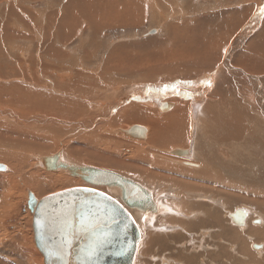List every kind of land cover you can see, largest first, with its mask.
Wrapping results in <instances>:
<instances>
[{
    "label": "bare ground",
    "instance_id": "obj_1",
    "mask_svg": "<svg viewBox=\"0 0 264 264\" xmlns=\"http://www.w3.org/2000/svg\"><path fill=\"white\" fill-rule=\"evenodd\" d=\"M1 1L3 0H0V2ZM63 1L64 0L61 2ZM88 1L90 3V0H76L75 3L78 9L76 11H79L80 16L82 15V17L86 16L92 18L94 16H101L103 13L105 15H110L108 16L109 18L106 17L107 19L115 21L109 23L108 25L110 26H118V21L122 23L125 21L127 23L130 22L131 24H134L131 20V16L121 15L124 5L120 0H106L108 5L104 2L100 3L101 0L96 1V3L99 2L97 4L93 2L92 5L89 3L87 5ZM92 1L93 0H91V2ZM53 2L54 1L48 0L47 3L49 5ZM55 2L59 3V1ZM182 2L183 0H177L176 2H174V0H170V6L174 7ZM118 3L122 5L119 6ZM72 5H74V3H72ZM116 5L118 6L114 7ZM109 6H112V8H109ZM183 6H181V8H179L180 6H176L179 10H175V7V9H171L168 14L159 13L162 14L159 15V21L156 19L154 22L162 21L169 25L166 18L173 19L175 15L174 13H176L175 16L180 15V17H185L184 13L187 11L184 10L185 8ZM261 6L262 9H264V0H262ZM163 7L164 6H162V8ZM210 7H212V5ZM88 10H90L92 15L88 13ZM2 14L3 16L1 19L4 17V13ZM262 14L263 12L260 10L256 14V21L250 23L251 25H247L253 16L251 15L246 24H243L244 26L242 28L240 27V30H238L239 33L237 32L238 34L234 35V37L229 41L227 38L217 41L215 40V37L208 40L193 39L194 45H191L188 48L180 46L178 48L170 49L168 54L165 55L172 56L167 59L170 63L169 72L171 74L180 75L179 79L174 82L172 87L167 89L152 86L147 90L137 91L140 89H135L131 92L128 90L124 91L126 87L123 89L124 92L122 89L117 88L115 90L118 93L112 92V101L107 100V96L105 95L108 94L105 90H103L105 91L104 93H106L104 94L105 100L104 96L101 94L104 102L100 101L101 99L96 96L98 102L94 103L96 105H94L92 110H89L88 113H85L86 108L84 107V102L83 105L81 103V107L77 104H79V101L81 100L85 101L83 93L89 96L93 95L91 89H93L94 83L90 81L96 78L102 79L104 76L95 75L92 76L93 78L89 79V83L87 81L83 82L81 80H85L84 77L82 75H78V73H74L75 71H73L69 61L66 60L70 57L71 53L69 51V53L67 52V47L70 46L69 42L72 40L73 34L76 32L74 29L78 22H73L71 20L65 21L63 19V22L61 21L62 23H59L60 21L57 20L55 11H49L44 19H42L43 17H41V15H38V23L40 26L39 28L35 27L34 29L38 34H40V43L44 41V35L42 32L46 30L45 38L46 40H50L51 44L49 47H43L50 49L51 56H53L51 58L54 59L55 62H62L60 73L57 74V78L62 80H73L72 83L70 81L72 86L68 85L66 89H64L66 92L61 95L70 100L72 105H70L71 107L65 105L62 107V100L53 98L43 99L42 96L44 97V95H41L42 91H38L32 97H29L31 100L28 101L29 98L24 99L22 95L25 93L31 96L35 92V89H26L25 86H15L17 90L8 92L6 95H3L4 91L0 92V103L2 104V106H0V119L2 121L0 122V261L7 263L16 261L18 264H46L45 256L36 244L34 217L40 203L49 196L74 189H87L105 194L119 202L122 201V195L119 189L100 186L94 187L86 183L80 177L75 176L71 171V168H90L96 171L116 173L127 180L139 184L152 195L155 209L151 212L146 209L139 212L137 210H131L127 207L136 221L141 235L139 247L133 264H153L154 261H157L158 264H189L192 260H195L198 264H233L231 262V260H233L232 258L227 261L228 258L226 257L228 255H226V253L230 254V256L235 255L236 257H240L241 259L239 258L237 261H242L241 264H264V192H262V190L260 192L257 190L253 191L254 189L252 190L251 188L247 189L245 187L238 186L241 189H247L246 194L253 193L252 195L250 194L252 198L248 197L249 195L246 196L245 203L236 208H231V210H227L228 206L224 201L225 199H227V202L233 201L232 199L234 194L232 195L231 191H233L237 185H231L232 182L230 183L231 180L229 178H232L235 174L244 177L245 180H247V182H245L246 185L252 184V186H254L255 184V186L264 187V126L259 124V121L264 123V76H262L263 79H261L258 74H248V72L243 69L234 67L231 68L227 63L228 60L225 59L226 57H230V47H233L232 44H234V39L241 37V31L244 30V33H242L245 34L246 32L247 34L248 29L246 27L255 25L256 23H258L257 26H252L253 30H256L259 27ZM68 15L70 16L71 14ZM72 16L73 15H71V17ZM19 17H21V19L23 18L21 15ZM5 18L8 22H10V16ZM60 18L58 15V19ZM66 18L67 17L65 16V19ZM21 19H19V22H22ZM58 23L60 27L57 26ZM41 24L46 29H43ZM86 26H89L87 28L91 27V29L95 28L92 27L94 25L91 24ZM157 26L158 33H161L162 26ZM1 32L2 31L0 30V33ZM19 46L22 47V45ZM257 48L254 50H257ZM78 50H75V52H77L79 56L82 55L90 57L88 52L86 53L84 50L78 52ZM43 51H45V49ZM116 55H118L117 52L113 53L111 59ZM259 55L260 53L254 56L253 54L249 57L246 56L247 58L244 59V62H242L243 64H246V70L252 72L256 69L260 70V67H264V52L263 55ZM41 56L42 55H39V62L42 58ZM122 56L123 58L125 57L121 54L120 57ZM83 61L84 60H82V62ZM170 69L172 71H170ZM41 70L42 68L39 64L37 72L40 74ZM230 70L237 71L239 74L245 75L246 77L249 76L248 78L253 81L259 91H257L256 94H254L255 92L248 93L244 87L241 86L240 82H229L228 77ZM16 74L17 73H15V75ZM195 74L196 76H194ZM42 75V78L48 80L50 83L49 87L52 89L51 92L56 91V94L58 95V90L62 88L63 84H61L59 80L58 83L54 82V80L52 82V79L48 75H45L43 71ZM51 75H53V73H51ZM99 75L105 74L101 73ZM25 78L28 80L29 77L27 78L26 76ZM107 80L109 81V79ZM19 82L21 84L22 81ZM90 83L93 84L91 85ZM160 83L168 85L171 82H168L167 80L165 83L159 82L158 84ZM227 83H232V85L229 84L228 86ZM102 84L106 85L107 81H103ZM102 84L99 85V88H114L112 84H108L106 87ZM82 87H85L84 92L81 90ZM132 92H140L139 95L141 96V100L144 104L130 102L136 97ZM210 93H215L214 95L216 98L212 97ZM55 95L51 94V96ZM208 95H210V97H208ZM211 97L213 99H211ZM119 99H122V101H118V103L114 104V101ZM20 100L23 101L20 102ZM15 101L17 103H15ZM100 102H102L101 105ZM6 106H9L10 108H6ZM115 106H121V111L118 112V117L112 119L111 121L109 118H111L114 115V111L118 109ZM150 106L157 107H154L152 110L150 109ZM124 108L126 109L123 110ZM144 110H146L145 112L151 114V117L153 118L152 121L156 122V129L160 130L165 128L166 130L161 136L159 135L161 137L160 138L156 134V129L155 132L150 135L147 134V126L143 124L132 126H140L145 129V139L134 140L142 141L138 144L140 145L139 149L148 153L143 154L142 151H139L140 155L132 157L131 162H134L137 165L135 167L132 166L131 168L122 163L118 164L117 167H114L111 166V162L106 160H101L97 165L94 160L95 156L90 157L81 155L79 154V149L78 151H73V153L69 146H67L68 142H62V147L59 146V148L51 154L45 152L39 156H29L32 152L38 153L42 150V146L40 145L42 134L40 133V135L35 133L38 128L42 129L40 128L42 122L44 123V126L41 127L46 129L47 132H53L57 129L62 134V138H65L67 135H73L80 131L91 133L92 126L89 123L96 124L95 122L100 120L101 121L98 124L104 125L105 129L108 127L110 128V126L113 127L114 122L118 125L120 120L119 118L122 117L123 119L125 117L135 119L136 121L142 120L146 118V114L143 112ZM139 112H143L145 116L135 115V113ZM34 114H38L39 117L37 118ZM44 115L45 117H43ZM11 122L14 123V125H12ZM29 127H31V129L35 132L30 131ZM100 129L102 130L103 127ZM120 132L123 133L125 131L124 129H121ZM2 136H7L9 140H1ZM146 139H149V141L144 143L146 142ZM211 140H214L215 143ZM63 141H65V139H63ZM236 141L239 143H236ZM242 141L246 142V144L242 143ZM185 142L188 148H182L186 147L184 144ZM169 143H171L173 149L169 148L170 150L167 151L172 155H176L177 159H179V161L184 163L183 165L186 166L183 167V170L186 171L187 174V176H185V181L187 183L184 181V184L188 185V188H183L181 183L182 180L177 179V177L172 175L171 172L167 173L165 169H168V167H165L163 159H160L162 155L157 156L162 154V152H164L163 154L166 153L164 149L166 147L168 148ZM241 143L244 144V151L243 148H241ZM189 145L192 146L190 147ZM64 146H66L65 150H63ZM146 146L150 148L146 149ZM5 147H8V149L5 150ZM230 149H232V152L228 155ZM210 150L211 153L214 152V154L208 156ZM177 151L181 154H176L175 152ZM238 152L242 154H238ZM149 153L152 157L149 156ZM131 154L133 156L135 152L131 150ZM168 155L170 154L168 153ZM29 157L32 159L27 160L30 159ZM96 157L98 156L96 155ZM173 159L175 158L172 157V160ZM177 159H175L176 162L178 161ZM194 159L198 162H195ZM31 162L34 163L31 165ZM105 162L109 164H106ZM4 163L7 164L8 168L4 165ZM247 166L251 169L249 172L245 169ZM172 168L177 169L171 167V170H173ZM205 168H207L208 171H206ZM223 170L226 175L222 172ZM37 172H41L38 173L40 175H37ZM182 173L184 172L182 171ZM245 175H250L252 177L248 176V179H246ZM71 176L79 178L82 182L76 181V179ZM17 181H19L21 187H25V192H20V194L22 198L26 199L25 202L27 203L29 213L31 214V243L27 242V239H25L26 235L24 232L27 228L25 229L24 227L23 228L25 230L23 231H20L22 228H18V235H16L14 239L15 241L13 240L14 242L3 243L4 239H2L7 236V227L4 225L5 217L8 215L7 213L10 209H16L17 205L15 204H19L20 201L18 200L19 191L17 188ZM54 186H56V188ZM62 186L66 187L62 188ZM53 189L57 190L52 191ZM183 192L186 194L184 197L181 196V194H184ZM201 192H206L207 194L212 195L220 194L223 195L224 198H221L220 200H213L209 197L210 195L204 196L203 194H200ZM31 196H33L35 200V206L33 205L32 208L31 203L33 201ZM182 198L188 201V203H191L190 200L206 203L208 207H203L205 209L202 210H200V206L196 208H192L193 205L188 207V205H184L188 203H185L183 200L177 202L176 199L180 200ZM239 212L243 214L244 219L242 221L239 220L238 222H235L233 216ZM219 215H221V217ZM221 218L223 220L225 219L226 222L223 223ZM182 220L190 222L201 220L199 223L195 222L199 225L201 231L196 233L198 231L194 222L193 224L188 225L186 223V226H182ZM25 224L28 223L26 222ZM207 226H209V228H207ZM177 230L185 233V237L188 236V240H178L181 238V234H179L180 231L177 232ZM174 233L176 236H179L178 239L169 238L170 234L174 235ZM207 237H215L218 239V243H215V238L213 240L210 239L211 242L215 241L211 246L208 242L204 243ZM247 240H249V242ZM180 242L181 244H178ZM216 244L218 247L215 246ZM153 246H155V248L152 250ZM34 248H36V250ZM173 250L177 251L173 252ZM170 251L173 253H170ZM177 252L178 254H176ZM139 259L142 260L139 261Z\"/></svg>",
    "mask_w": 264,
    "mask_h": 264
},
{
    "label": "rangeland",
    "instance_id": "obj_2",
    "mask_svg": "<svg viewBox=\"0 0 264 264\" xmlns=\"http://www.w3.org/2000/svg\"><path fill=\"white\" fill-rule=\"evenodd\" d=\"M55 1H59V3H60V4L56 3L57 5L54 4V6H53V8H56V9L58 8L57 11L55 9V13L57 15V20L60 21L58 19V15H59V18L61 17L60 19H63L67 6H62L63 5V2H61L62 0H55ZM96 1H98V0H95V1L93 0L92 2L90 1V3L88 1L87 5H88V3L90 5H92L93 2L96 3ZM176 1L174 0V2H176ZM47 2H48V0H18V1L17 0H12V1L11 0H6V1L3 0V1L0 2V15H1L0 16V30L2 31L0 33V89H1L0 92L4 91L5 94L3 93V95H6V94H8V92H12V91L17 90V88L15 86H25L26 89H30V90H34L35 89V92L31 96H29L28 94L24 93L22 95L24 99L32 97L38 91H42L43 94L41 93V95H44V97L42 96L43 99H51V98L59 99V100H62L61 102H63L62 107H64V105L71 107L70 106V105H72L71 101L68 100L67 98L61 96V95H62V93L66 92L64 89H66V87L68 85L72 86L71 83L73 82V80L72 79L71 80L70 79L62 80V79H58L57 78V74L60 73V68L62 66V62H58V63L55 62L54 59L51 58L53 56H51L50 49H46V48L43 47V46L49 47L50 44H51V41L50 40H46V38H45L46 37V30L42 32L43 35H44V41H42L40 43V34H38L37 31L34 29L35 28L34 25H36L38 28L40 26V24L38 23L39 22L38 15H41V17H43L42 19H44L46 17V12H49V11L44 10L45 9L44 3H47ZM66 2L67 1H65V3ZM102 2L106 3V0H101L100 3H102ZM130 2H136L137 8H139L142 11H147L148 12L147 19H145L143 21H136V23L133 26L128 27L129 29L105 30V31H102L101 33H98V35H96L94 37L89 35L88 39H87V36H86L87 32H85V34L82 35V38H81L80 41H79L78 37H75L73 40H71L69 42L70 46L67 47L68 48L67 52L69 51L71 53H70V57L67 58L66 60L69 61L70 66H72L73 71H75L74 73H78V75H82L84 77L85 80H81V81H83V82L87 81L89 83V81H90L89 79L93 78L92 76H95V75L96 76H104L102 79H97L96 78V79H92L90 81V82L94 83V84L90 83L91 85L93 84V86H94L93 89H91L93 95L89 96V95L83 93L85 101L81 100V101H79V104H77L78 106H80L81 103L83 105V102H84V107L86 108L85 113L86 112L88 113L89 110H92L94 105H96L94 103L98 102L97 98H100L101 100L100 99L99 100L104 102L105 96H107L106 97L107 100L112 101V99H113L112 89L113 88H111V87H110L111 89L110 88H107V89L106 88L105 89L104 88H99V85L102 84L103 81H107V84L104 87H106L108 84H112L113 87H118V89H122V91L126 87L125 89H127L129 92H131V89L133 87H134V90L135 89H140V90H137V91L147 90L149 87H152V86H154L156 88L157 87H161V88H167L168 89V88L172 87L174 85V82H176L179 79V76H178V78H176L177 76L169 77L171 73H168L167 71H169L170 63H169V61L167 59H169V57H172V56L165 57L166 53L165 52L162 53L160 51H166V50H164L166 48V46H164L163 42L165 41L166 37H170L171 34L175 33L176 30H178L179 26H182L181 27L182 29H181V34L178 37V40L179 39H182V40H181V42L178 41L176 43H179V45H181L182 47H186V48L189 47V45L183 40V39H190L187 36V31L184 29V25L186 26V23H191V22H195L196 23V21H198L197 20V16H196V10L198 9L197 7H200L202 2L204 3V1H202V0H183V2L181 3L182 5L181 4H177L174 7L170 6V4H171L170 0H151V1L150 0H123L122 1V3H130ZM160 2H162V3H160ZM209 2H211V1H209ZM97 3H99V2H97ZM183 3H184V6H183ZM261 4H262V0H252L251 1V8L248 9L246 6H244L243 10L246 11V12H245V14H243L241 12V10H240L241 6L237 7L238 5L236 3H228V7L229 8H231V7L233 8V9H230V11L235 13V14L230 13L228 19L235 20L234 23L236 24V27L232 30V35L229 36L228 39H230L232 36L237 35L239 33L237 31L239 29L238 24H239V21H240V19L242 17H243V19H245L251 13V15H253V16L251 17V20H250L249 24H247V25H251L250 23L256 21L255 20L256 14L262 9ZM47 5H48V3H47ZM50 6L51 5L49 4L48 8ZM162 6H164V7L162 8ZM176 6L177 7L180 6L179 8H181V6H183L185 8L184 10L188 11L185 14V17L181 18V17H179V15L175 16L176 13H174L175 14L174 15V20L170 19V18H166V21L169 22L168 23L169 25H167L166 22H162V21L154 22L157 18L159 19V15H162L164 13H167V14L170 13L169 11L171 9H175ZM177 7H176L175 10H177V9L179 10V8H177ZM183 7H182V9H183ZM204 7H202V8H204ZM207 7H209V6L207 5ZM236 8H238L239 11ZM156 9H157V12H156ZM164 10H166V11H164ZM200 10H201L200 12L203 11L202 9H200ZM50 11H51V9H50ZM88 11L90 12V10H88ZM8 12H9V15H8ZM214 12L215 13L211 17H212V19L215 22L218 23V25H219V23H223L226 20V18H227V15H226L227 9L225 7L223 9H219V10L214 11ZM2 13H4V17L1 19V17L3 16ZM159 13H162V14H159ZM20 15L23 17L22 18L23 20L21 19V17H19ZM186 15H188V16H186ZM8 16H10V18H11L10 22H8L6 20V18H5V17L8 18ZM223 17H225V18H223ZM199 18L201 19V17H199ZM19 19H21L22 22H19ZM204 21L205 20H203L201 22L204 23V24H208L209 23V22H204ZM201 22L198 21L197 24H201ZM217 23H215V24H213L211 26L215 27L214 25H216ZM138 24L140 25L139 26L140 29L138 31L136 30L137 31V38H134L132 36V34H131L134 30H132L131 27H135ZM178 24H180V25H178ZM257 24L258 23H256L255 25H252V26L255 27V26H257ZM157 25L162 26L163 33L161 35H153L154 32L151 31L150 36L151 35L152 36L149 38V40H147L148 38L145 39L144 37L146 35L147 30L150 27H156ZM41 26H42L43 29H46L45 27H43L42 24H41ZM252 26H247L246 27L248 29L247 34H246V32H245V34H243L244 33V30H243V31L240 32L241 37H239L237 39H234L235 40L233 42L234 44H232L233 47L232 48L230 47L231 51H229V56L230 57H228V58L226 57L225 59L228 60L227 63L230 65L231 68L234 67V68L243 69V70L247 71L248 74H255V75L258 74L260 76L259 78L263 79L262 76H264V67H260V70L256 69V70H253L252 72H250V71L246 70V67H245L246 64H243L242 62H244V59L247 58L246 56L249 57V56H251V54H253V56L256 55V54L258 55L259 53H260V55H263V52H264V12H263V14L261 16L259 27L256 29L257 31L253 30ZM242 27H243V24H242ZM120 34L122 36H127L126 38H124V40L121 43H120L121 39H118V35H120ZM242 35H243V37H242ZM109 41H110V43H109ZM146 44H148L150 46H148V47H146L144 49V46ZM19 45H22V47L19 46ZM23 45H25V46H23ZM23 47H26V48H23ZM133 47H135V49H138V48L142 49L143 48L144 50L131 52L130 50H133ZM119 48L121 49V51H120ZM255 48H257V50H254ZM44 49H45V51H43ZM78 49H80V50H78ZM71 50L73 52H75V50H78V52L79 51L81 52V50L82 51L84 50L86 53L87 52L89 53L90 57L82 56V55L79 56L77 52L73 53ZM116 51H117L118 55L114 56L111 59L112 54L115 53ZM121 54H123L125 57L124 58H123V56L120 57ZM133 54H138V55H133ZM39 55H42L41 56L42 58H41L40 62H39ZM129 55H130V58H129ZM127 56H128V58H127ZM76 57H78V58H76ZM162 57H164V58H162ZM147 58H148V60H147ZM123 59H125V60H123ZM17 60H18L19 63L17 62ZM82 60H84L85 63H84V61L82 62ZM78 61H80V62H78ZM121 61H122V64H121ZM129 61H131V62H129ZM144 61H145V63H144ZM96 62H97V64H96ZM230 62H232V63H230ZM77 63H79V64H77ZM126 63H129V64H126ZM130 63H131V65H130ZM39 64L41 65V68H42V70L40 71V74H39V72H37ZM143 64H146V65H143ZM153 68L159 69V70L154 71ZM137 69H139V70H137ZM50 70H52V71H50ZM42 71L45 73V75H48L52 79L51 80L52 82L54 80V82L58 83V80H59V82H61V84H63L62 88L60 90H58V93H59L58 95L56 94V91L55 92H53V91L51 92L52 89H50V87H49L50 83L48 82V80L42 78V76H43L42 75ZM170 71H172V70L170 69ZM55 72H57V73H55ZM15 73H17V74L15 75ZM51 73H53V75H51ZM101 73L105 74V75H99ZM54 74H56V75H54ZM196 74L194 76H196ZM173 75L174 74H172V76ZM26 76H27V78L29 77L28 78L29 82L25 78ZM89 76H91V77H89ZM13 77H15V78H13ZM248 77H246L245 75L239 74L237 71L230 70V74H229L228 78H229V82H234V81L240 82L241 86H243L244 89L248 93H250V92L254 93L255 92L254 94H256V92L259 91V90L255 86L253 81L251 79H249ZM10 78H12V79H10ZM107 79H109V81ZM167 80H168V82H171V83H169L168 85L161 84V83L158 84L159 82L165 83ZM19 81H22L21 84H20ZM70 81H71V83H70ZM75 81H77V80H75ZM96 84H97V86H96ZM144 84H146V85H144ZM229 84L232 85V83H227L228 86H229ZM28 85H30V86H28ZM117 85H121V86H117ZM142 88H145V89H142ZM81 90H82V92H84L85 87H82ZM100 90L102 91V93H101ZM103 90H105L108 95L104 96V94H106V93H104L105 91H103ZM139 93L140 92H136V94H137L136 97L133 98L130 102L144 104V102H142V100H141V96L139 95ZM51 94H53V95L56 94V95L55 96H51ZM101 94L104 96V100L102 99L103 96L101 97ZM214 94L215 93H213L211 95H212V97L216 98ZM96 96H97V98H96ZM58 97H61V98H58ZM208 97H210V95H208ZM212 97H211V99H213ZM64 98H65V100H64ZM122 99L114 101V104L118 103V101L121 102ZM29 100H31V98H29L28 101ZM91 100L92 101L94 100V101L92 102ZM21 101H23V100H20V102ZM85 102H87L88 104L85 103ZM15 103H17V102L15 101ZM0 106H2L1 103H0ZM175 106H176V104H175ZM115 107L118 108V109L115 110L114 111V115L111 118H109V119H111V121H112V119L117 118L118 115H119L118 112L121 111V109H120L121 106L120 107L119 106H115ZM150 107H151L150 109L153 110L154 107H157V106H154V107L150 106ZM6 108H10V107L6 106ZM125 109L126 108H124L123 110H125ZM145 111L146 110H144L143 112L146 114V118H144L142 120L136 121L135 119H129V118H126V117L123 119V117H122V118H119L120 120H119V124L118 125H116V122H114L113 123L114 124L113 127L110 126V128L108 127L106 129L104 128V125L98 124L101 121L100 120V121L95 122L96 124L89 123L92 126L91 133L80 131V132L75 133L73 135H69V136L67 135L65 138L64 137L62 138V134L57 129H55V131H53L54 133L53 132H47L46 129L41 127V126H44L43 125L44 123L41 121L42 125L40 126V128H42V129L38 128L36 130V132L33 131L31 129V127H29V129H30V131H33V132H35L37 134H40V133L42 134L41 142H40V145L42 146V150L40 152H38V153L37 152H32L29 156H32V155L39 156V155L44 154L45 152L51 154L53 151L58 149L59 146L62 147V145H61L62 142H64V143L68 142L67 146H69V148L71 149L72 152L73 151H78V149H79V151H80L79 154H81V155L90 156V157L95 156L94 160H95L97 165L100 163L101 160H106L108 162H111V166H114V167H117L118 164H121V163L125 164V165H127V166H129L131 168H132V166L135 167L137 165H136V163L131 162L132 157H134L135 155H137V156L140 155L139 151L140 152L142 151L143 154L144 153L148 154V153L145 152L144 150H140L139 149L140 145H138V144L140 142H142V141H135L134 138H132V137L130 138V136L126 135L124 132L121 133L120 131H121V129H124V131H127L128 129L132 128L133 125L143 124V125L147 126V128H148L147 134H150V135L153 134V132H155V129H156V126H155L156 122L152 121L153 118L151 117V114H149V113H147ZM143 112L135 113V115L137 114V116H145V114ZM35 116L37 118L39 117L38 114H36ZM148 116H150V117H148ZM43 117H45V115ZM0 122H2L1 119H0ZM117 122H118V120H117ZM74 123H76V122H74ZM11 124L14 125V123H12V122H11ZM259 124H261V126H264V123H262L261 121H259ZM102 127H103L104 131H103V129L102 130L100 129ZM13 128H15V127H13ZM8 130H9V127H8ZM105 130H107L108 132L105 131ZM165 130H166L165 128L164 129H160V130L156 129V134L158 135V137H160L162 135V133L165 132ZM56 135H58V136H56ZM150 135H148V136H150ZM82 136H84V137H82ZM63 139H65V141H63ZM1 140H9V139L7 138V136H2ZM141 140H143V139H141ZM148 141H149V139L148 140L146 139V142H144V143H147ZM211 141L213 143H215L214 140H211ZM238 141H236V143ZM242 143L246 144V142H244V141H242ZM242 143H241V148H243V151H244L245 147H244V144H242ZM184 144H185L186 147H182V148H188L186 142ZM93 145H95V146H93ZM171 146H172L171 143H169L168 144V148L166 147L164 149L165 152H166L165 153L166 155L163 154L164 152H162V154H159L157 156L162 155L160 159H163V162L165 163V167L166 166L168 167V169L167 168L165 169L167 171V173L171 172V174L175 175L177 177V179L182 180L181 183L183 185V188H188V185L184 184L185 176H187V174H186V171L183 170L184 169L183 167H186V166H184L183 165L184 163H181L179 161V159H177L176 155H172L170 152L167 151V150L173 149V146L172 147ZM189 146L191 147L192 145H189ZM174 147H176V146H174ZM65 148H66V146H64L63 150H65ZM148 148H150V147L146 146V149H148ZM7 149H8V147H5V150H7ZM131 150H133L135 152V154L133 156L131 154ZM97 151H98V154H97ZM231 152H232V149H230V151L228 152V155H230ZM168 153L170 155H168ZM211 154H214V152L211 153V150H210V152L208 153V156H211ZM235 154H237V153H235ZM238 154H242V153L238 152ZM96 155L98 157H96ZM149 156H150V153H149ZM169 156H170V158H169ZM150 157H152V156H150ZM172 157H174L178 161L176 162L175 159L172 160ZM31 159L32 158L27 159V160H31ZM194 160H195V162H198L196 159H194ZM33 163L34 162H31V165ZM105 163L109 164L107 162H105ZM4 165L8 168L6 163H4ZM170 166L174 167V168H177V169H173L172 168L173 170H171ZM205 169H206V171H208L207 168H205ZM245 169L248 172L251 170L248 166ZM182 171L184 173H182ZM222 172L226 175L224 170ZM38 173H41V172H37V175H40ZM179 176H180V178H179ZM248 176L252 177L250 175H245L246 179H248L247 178ZM71 177L75 178L76 181L82 182L77 177H74V176H71ZM229 179L231 180L230 183L232 182L231 185H235V186L237 185V186L235 187V189L233 191H231L232 195L234 194V197L232 199L233 201L227 202L226 201L227 199L224 200L225 203L228 206L227 210H231V208L232 209L236 208V207L242 205L243 203H245V197L248 196V195H249L248 197L252 198L251 195L253 193H250L251 195L248 194V193L246 194V190L249 189V188H251L252 190L254 189L253 191L257 190V191L260 192L262 190V192H264V187L263 186L260 187V186L256 185L257 186L256 187L255 184H254V186H252V184L246 185L245 182H247V180H245V178L241 177L240 175H236L235 174V175L232 176V178H229ZM49 180H51V179H49ZM185 183H187V182L185 181ZM17 184H18L17 188H18V191H19L18 192V196H19L18 200H20V201H19V204L18 203L15 204V205H17L16 209H10L11 211L9 210V212L7 213L8 215L5 217L4 225L7 227V236L2 238V239H4L3 243H7V242L8 243H12V242H14L15 241L14 239H15L16 235H18V228L19 229L22 228L20 231H23V230H25L27 228L25 230V232H24V234L26 235L25 239H27L26 240L27 242L31 243V241H30L31 240V235H32V229L30 227L31 226L30 225L31 224L30 223L31 214L29 213V210H28V207H27V203L25 202L26 199L22 198L21 194H20V192L21 193L25 192V187L24 186L21 187L19 181H17ZM238 186L245 187L247 189H241ZM54 187L56 188V186H54ZM64 187H66V186H62V188H64ZM57 189H60V188H57ZM57 189H53L52 191L57 190ZM198 191H202V190H198ZM183 193H184L183 195L181 194L182 197H184L186 195L185 192H183ZM200 194H203L204 196H209L210 195L209 197H211V199H213V200H220L221 198H224L223 195H220V194L212 195V194H207L206 192H201ZM225 198H227V197H225ZM241 198H242V200H241ZM176 200H177V202L183 200L185 203L186 202L188 203V201L184 200V198H182L180 200L179 199H176ZM190 201H191V203L184 204V205H188V207L193 205L192 208H194V207L196 208V207L200 206L199 207L200 210L205 209V208L208 207V205L206 203L197 202V201H194V200H190ZM203 207H205V208H203ZM4 215H6V214H4ZM219 216L221 217V215H219ZM222 218H221V220L223 221V223L226 222V220L225 219L223 220ZM199 219H201V218H199ZM26 222L28 224H25ZM193 222L194 221L190 222V221L182 220V226H186V223L188 225L189 224H193ZM195 222L199 223V222H201V220H198V221H195ZM195 222H194V225H196L197 231H198L196 233H199L201 231L200 227ZM25 225H27V226H25ZM194 225H192V226L195 227ZM207 228H209V226H207ZM179 231L180 230H177V232H179ZM179 234H181L180 235V237H181L180 239H178L179 236H176L175 233H174V235L170 234L169 238H171V239L177 238L180 241H183L184 239L188 240V238H187L188 236L185 237V235H186L185 233L180 231ZM229 234H232V233H229ZM17 238H18V236H17ZM214 238L215 237H207L206 240L204 241V243L208 242L210 246L215 241H216L215 243H218L217 242L218 239H216V238L214 239ZM210 239L211 240L214 239L215 241L211 242ZM247 241L249 242V240H247ZM178 244H181V242L178 243ZM27 246H28V244H27ZM215 246L218 247L217 244ZM154 248H155V246L152 247V250ZM176 248H177V246H176ZM34 249L36 250V248H34ZM177 250H173V252H176ZM173 252L170 251V253H173ZM219 253H220V251H219ZM176 254H178V252ZM226 255H228L226 257V258H228L227 261H229L230 258H232L233 260H231V262L233 264H241L242 263V261H240V260L237 261L240 257H236L235 255L234 256L231 255L232 256L231 257L230 254H228V253H226ZM235 257H236V259H235ZM140 260H142V259H139V261ZM154 263L158 264L157 261H154ZM0 264H18V263L16 261H13L11 263L0 261ZM19 264H21V263H19ZM189 264H198V263L195 260H192V262L189 263Z\"/></svg>",
    "mask_w": 264,
    "mask_h": 264
},
{
    "label": "water",
    "instance_id": "obj_3",
    "mask_svg": "<svg viewBox=\"0 0 264 264\" xmlns=\"http://www.w3.org/2000/svg\"><path fill=\"white\" fill-rule=\"evenodd\" d=\"M124 133L134 139H145V129L140 126ZM71 171L94 187L119 189L122 201L87 189L45 198L35 212L34 228L36 244L46 264H133L141 235L128 208L153 211L151 193L113 172L90 168H71ZM31 199L32 208L35 200L33 196ZM233 219L242 221L244 216L239 212ZM60 249L64 250L62 258L56 255Z\"/></svg>",
    "mask_w": 264,
    "mask_h": 264
},
{
    "label": "crops",
    "instance_id": "obj_4",
    "mask_svg": "<svg viewBox=\"0 0 264 264\" xmlns=\"http://www.w3.org/2000/svg\"><path fill=\"white\" fill-rule=\"evenodd\" d=\"M50 1H54L53 3H51L50 5V7L48 8V6H47V3H44V5H45V9L44 10H46V11H50V9H51V11H55V9L56 8H53V4H56V2H55V0H50ZM65 1H67V0H64L63 1V5L62 6H67L66 7V9H68V10H66L65 11V14H64V17H63V19L65 20V21H67V20H71V21H75V22H78L77 23V25L75 26V29L74 30H76V32L73 34V37H72V40L75 38V37H78V39H79V41L81 40V37H82V35L83 34H85V32H87L86 33V36H87V39H88V36L90 35V36H96V35H98V33H101L103 30L105 31V30H111V29H121V30H123V29H129L128 27H130V26H133L135 23H136V21H143V20H145V19H147V16H148V12L147 11H142V10H140L139 8H137V4H136V2H130V3H122V1L123 0H120L121 1V3L124 5V7H123V11H122V13H121V15L123 14V16L125 15V16H131V20H132V22H134V24H131L130 22L129 23H127V22H125V21H123V20H121V21H123L124 23H122V22H120V21H118V26H110V25H108L109 23H111V22H115V21H113V20H109V19H107L106 17H108V16H110V15H105V14H103L102 13V15L101 16H94V17H92V18H89V17H86L85 15V17H82V15L80 16V14H79V11H76V10H78L77 9V6H76V0H68L66 3H65ZM91 1V0H90ZM202 1H204V3L202 2L201 3V5H200V7H197L198 9L196 10V16H197V18H198V21H203V20H205L204 22H209L208 24H204V23H202L201 22V24H197V22L198 21H196V23L195 22H191V23H186V26L184 25V29L187 31V36H188V38H190V39H183L188 45H189V47L191 46V45H194V42H193V39H195V40H203V39H206V40H208V39H212V38H214L215 37V40H217V41H219V40H221V39H225V38H227V40L229 41L230 39H232L234 36H232L230 39H228V37L229 36H231L232 35V30L236 27V25H235V20H233V19H228L229 18V15H230V13H232V14H235L234 12H232V11H230V9H233L232 7L231 8H229L228 7V3H236L238 6L237 7H240L241 6V12L243 13V14H245V12L246 11H244L243 9H244V6H246L248 9H250L251 8V1L252 0H202ZM209 1H211V2H209ZM217 2H218V4H217ZM72 3H74V5H72ZM205 3H207V4H205ZM59 4V3H58ZM70 4V5H69ZM122 4H120V3H118V5L119 6H121ZM73 6V8H72V6ZM118 5H116V6H114V7H117ZM207 5L209 6V7H207ZM212 5V7H210ZM71 6V7H70ZM205 6V7H204ZM202 7H204V8H202ZM226 8L227 9V13H226V15H227V18H226V20L223 22V23H219V25H218V23L217 22H215L212 18H211V16H213V14L215 13L214 11H217V10H219V9H223V8ZM74 8H75V10H74ZM109 8H112V6H109ZM118 9H120V8H118ZM200 9H202V10H204V12L202 11V12H200L201 10ZM238 11H239V9L238 8H236ZM58 9H56V11H57ZM71 10V11H70ZM211 10V11H210ZM43 11V10H42ZM119 11V10H118ZM118 11H117V14H118ZM171 11V10H170ZM169 11V12H170ZM76 12H78V13H76ZM188 12V11H187ZM187 12H185L184 14H186ZM47 13L48 12H46V15H47ZM84 13V12H83ZM89 14H91V12H88ZM68 14H71V15H73L72 17H71V15L69 16ZM77 16H76V15ZM199 14V15H198ZM76 17H75V16ZM92 15V14H91ZM250 15H251V13L249 14V16L247 17V18H245V19H243V17L240 19V21H239V24H238V26H239V29L238 30H240V27L242 28V24H246V22L249 20V17H250ZM65 16L68 18H66L65 19ZM71 18H69V17ZM187 16V15H186ZM202 17L201 19L199 18V17ZM210 16V17H209ZM179 17H180V15H179ZM206 17V18H205ZM210 19H209V18ZM81 20H80V19ZM84 18V19H83ZM86 18V19H85ZM181 18H183V17H181ZM63 19H61L62 20V22H63ZM73 19V20H72ZM89 19V20H88ZM90 19H92V20H90ZM142 19V20H141ZM209 19V20H208ZM60 20V19H59ZM61 20H60V22L59 23H62L61 22ZM157 20L159 21V19L157 18ZM173 20H174V18H173ZM233 21V22H232ZM81 22V23H80ZM59 23H58V27H60V25H59ZM215 23H217L216 25H214L215 27H213V26H211V25H213V24H215ZM88 24H91V25H94V26H92V27H95V28H93V29H91V27L90 28H87V27H89V26H86V25H88ZM126 24V25H125ZM178 25H180V24H178ZM139 24L137 25V26H135V27H131L132 28V30H134L131 34H132V36L134 37V38H137V31L140 29L139 28ZM244 26V25H243ZM34 27H37L36 25H34ZM182 26H179V28H178V30H176V32L175 33H173V34H171V38L170 37H166V41H164L163 43H164V46H166V48L164 49V50H166V51H160V52H162V53H166L165 55H167L168 54V51L170 50V49H172V48H178V47H180L181 45H179V43H176V42H181V40L182 39H179L178 40V37H179V35L181 34V28ZM198 27H200V28H198ZM204 27V28H203ZM105 28V29H104ZM152 30H151V29ZM147 31H148V33L146 32V35H145V39H147V37H148V39L147 40H149V38L152 36H150V33H151V31H153L154 32V34L153 35H161L162 33H163V31L161 32V33H158V31H157V28H158V26H156V27H150ZM176 28V29H177ZM137 30V31H136ZM237 30V31H238ZM178 31V32H177ZM84 32V33H83ZM231 32V33H230ZM120 36V37H119ZM122 35L120 34V35H118V39H121L120 40V43L124 40V38H126L127 36H123V37H121ZM169 41H168V40ZM171 40V41H170ZM85 46V45H84ZM148 46H150V45H148V44H146L145 46H144V49L146 48V47H148ZM172 46V47H171ZM170 47V48H169ZM143 48L141 49V48H138V49H135V47H133V50H130L131 52H135V51H141V50H144ZM120 51H121V49H120ZM117 52V51H116ZM117 56V55H116ZM165 57H167V56H165ZM220 57V56H219ZM153 70L154 71H157V70H159V69H155V68H153ZM168 73H170L169 71H167ZM175 76H177L176 78H178V76H180L179 74H174V76H172V74H170V76L169 77H175ZM103 86H105L104 84H102ZM144 85H146V84H144ZM138 87V86H137ZM142 87V86H141ZM118 87H114L113 89H112V92H115V93H118V92H116V90L115 89H117ZM140 88V87H139ZM105 89V88H104ZM142 89H145V88H142ZM127 89H124V91H126ZM134 90V87L131 89V91H133ZM123 91V92H124ZM123 92H122V94H123ZM121 93V92H120ZM135 96L137 95L136 93H134V92H132ZM101 103L102 102H100V105H101ZM106 103V102H105Z\"/></svg>",
    "mask_w": 264,
    "mask_h": 264
},
{
    "label": "snow or ice",
    "instance_id": "obj_5",
    "mask_svg": "<svg viewBox=\"0 0 264 264\" xmlns=\"http://www.w3.org/2000/svg\"><path fill=\"white\" fill-rule=\"evenodd\" d=\"M261 11L264 12V9H261ZM37 223H39V221H38ZM85 226H87V225H85ZM91 251H95V249H92ZM90 254H91V253H90ZM56 255H57L59 258H62L63 255H64V250H63V249L58 250L57 253H56Z\"/></svg>",
    "mask_w": 264,
    "mask_h": 264
}]
</instances>
